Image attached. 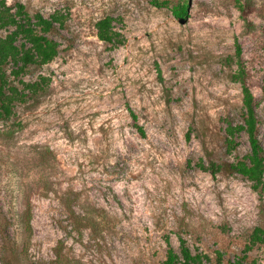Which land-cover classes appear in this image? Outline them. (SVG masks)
Returning <instances> with one entry per match:
<instances>
[{"label":"rangeland","instance_id":"374dc122","mask_svg":"<svg viewBox=\"0 0 264 264\" xmlns=\"http://www.w3.org/2000/svg\"><path fill=\"white\" fill-rule=\"evenodd\" d=\"M2 1L65 21L57 55L20 75L43 88L0 119V264H161L180 237L206 264H264V185L228 168L247 134L225 141L242 66L264 148V0H181L183 21L180 0ZM104 15L122 43L98 38Z\"/></svg>","mask_w":264,"mask_h":264},{"label":"trees","instance_id":"16d2710c","mask_svg":"<svg viewBox=\"0 0 264 264\" xmlns=\"http://www.w3.org/2000/svg\"><path fill=\"white\" fill-rule=\"evenodd\" d=\"M164 5L166 1H155ZM188 1H179L172 6L173 14L178 18L188 16ZM114 17L104 15L95 22L96 34L100 40L110 43L112 46L124 41L123 34L116 29ZM65 17L59 12H53L48 16L40 12L30 13L25 4L18 1L8 5L5 1L0 5V119H9L15 114L17 103L24 102L30 95H35L43 88L40 80L26 81L20 77L31 64L42 65L52 60L58 53L59 42L49 34L57 26L64 25ZM1 30H5L2 33ZM236 55L241 52V46L236 42ZM11 76L13 78H11ZM234 79L242 83V121L239 123L228 122L225 127V141L229 151L237 145L236 136L245 132L249 139L250 150L243 157L228 163V168L241 174L251 181L253 189L258 190L264 185V148L259 141L258 120L255 112L254 95L244 81V68L239 67L233 75ZM21 84V87L15 83ZM135 117V115L133 114ZM144 134L143 128L136 124ZM203 169H209L215 173L220 165L211 162L209 166L199 163ZM31 210L27 207L22 220L27 232H31ZM263 240V230L255 227L251 234V247L257 241ZM208 255L196 251L193 252L180 237L179 250L168 246L164 260L161 264H206L204 260ZM234 264H243V258H239Z\"/></svg>","mask_w":264,"mask_h":264},{"label":"water","instance_id":"95a60500","mask_svg":"<svg viewBox=\"0 0 264 264\" xmlns=\"http://www.w3.org/2000/svg\"><path fill=\"white\" fill-rule=\"evenodd\" d=\"M180 19V21H183L184 20V18H179Z\"/></svg>","mask_w":264,"mask_h":264}]
</instances>
